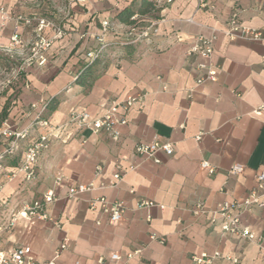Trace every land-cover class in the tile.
<instances>
[{
	"label": "crops",
	"instance_id": "obj_1",
	"mask_svg": "<svg viewBox=\"0 0 264 264\" xmlns=\"http://www.w3.org/2000/svg\"><path fill=\"white\" fill-rule=\"evenodd\" d=\"M133 1L139 0L73 2L82 10L70 7L64 36L44 53L45 65L24 68L13 83L19 90L0 96V122L9 119L24 127L36 113L29 106L53 97L60 102L47 119L63 124L73 110L98 116L111 101L146 95L143 110L131 109L127 124L116 126V141L102 133H77L64 127L39 156L35 178L3 188L0 227L10 226L0 235V251L24 246L38 261H49L63 243L66 249L56 259L58 264H93L112 252L124 260L136 249L141 253L129 264H192V256L214 251L237 255L240 264H264V242L259 247L221 235L218 225L191 213L199 202L213 210L224 201H242L264 169V111L258 117L251 114L264 108V43L228 41L218 34L211 58L218 67L216 81L199 86L195 81L200 59L186 54L196 36L221 29L233 12L242 26L264 31V0H203L214 7L212 11L198 8V0H147L154 3V11L136 17L137 22L158 21V33L148 41L121 47L118 43L129 25L114 21V16ZM31 6L21 0H0V7L12 17L40 18L26 9ZM104 18L111 21L107 35L111 45L91 66L87 80L77 83L78 70L87 63L86 53L97 45ZM13 26V20H0V49L8 45ZM18 32L24 46L16 54L22 59L30 55L33 30L20 25ZM42 35L48 38L52 32L46 28ZM153 140L171 144L173 155L158 151L148 159L134 153L135 144ZM202 160L215 167L214 175L199 168ZM14 165L9 161L4 166ZM116 165L135 168L115 188L99 187L108 183ZM234 165L241 166L242 172L230 176L227 171ZM97 166L102 172L95 179ZM92 181L96 189L67 199L70 188ZM50 191L56 201L45 213L52 221L19 217L9 224L23 204L38 201ZM97 196L124 205L116 226L109 225L105 215L88 210L87 201ZM141 202L152 206L140 207ZM242 223L256 236H264V198L243 215ZM150 234L163 237V243L150 240ZM214 264L229 263L216 260Z\"/></svg>",
	"mask_w": 264,
	"mask_h": 264
},
{
	"label": "built area",
	"instance_id": "obj_2",
	"mask_svg": "<svg viewBox=\"0 0 264 264\" xmlns=\"http://www.w3.org/2000/svg\"><path fill=\"white\" fill-rule=\"evenodd\" d=\"M88 0H73L77 4H84ZM172 0H167L170 3ZM198 8H206L212 11L213 6L206 4L203 0H198ZM264 16V11L262 12ZM136 16L132 20H136ZM0 20L2 23L13 20L14 26L12 34L9 38V43L2 48V52L14 58L20 56L16 54L17 50L23 48L24 44L19 35L18 29L20 25L27 28H32L33 39L29 43L30 55L21 59L20 66L12 74L11 80L17 81L24 68L32 65L38 67L44 66L46 58L44 53L49 49L55 40L61 39L64 36V30L59 25L47 21L45 18H34L24 15L12 17L4 7H0ZM110 19L104 18L100 22V31L96 37L97 45L90 49L85 57L87 64L96 62L106 49L111 45L107 41L109 33ZM35 24V25H34ZM158 21H152L145 25L134 24L128 26L124 33V39L118 45L121 47L131 46L142 41H148L158 33ZM49 28L52 32L51 37L45 38L42 35L44 29ZM218 34L224 36L228 41L242 40L247 42L264 43V31L242 26L238 21V13L233 12L225 25L221 29H211L209 36H196L186 54L195 56L200 59L196 65L199 76L195 81L196 86L204 82H215L218 67L212 63V54L214 44ZM12 84L11 81L5 82L4 87ZM145 94L126 95L120 100L110 102L109 107L98 116H91L84 110H73L68 114L66 121L63 124H54L49 119L45 118L46 103L31 104L30 109H35L36 113L33 121L24 127H18L9 119H4L0 122V179L3 183L0 184V205L3 204L2 190L6 185L15 181L21 183H30L36 175V164L41 153L47 149L51 138L56 136V132L64 127H72L77 133L85 130L93 135L105 134L112 140L118 139L116 126L127 124L126 115L131 110L136 108L141 111L144 107ZM264 111L263 106L252 111L254 117L260 116ZM199 140V136L195 138ZM134 153L140 157L148 159L153 158L158 151L163 152L167 156L173 155V147L169 143H160L157 140L151 142H139L135 144ZM9 161H15V165L9 169L5 168V164ZM134 166L123 168L120 165L115 166V171L111 175L107 184L101 183L99 187L115 188L122 181L124 175L134 170ZM199 168L208 176L215 174L216 169L208 161L202 160L199 163ZM102 172V168L97 166L94 172V178H98ZM242 172V167L239 165L232 166L227 174L230 176L238 175ZM61 179L57 178L56 183ZM96 189L94 182L80 184L70 188L67 192V199H74L78 195L88 193ZM133 191H131L132 193ZM264 198V169L259 171L255 176V187L249 191L242 201L231 200L224 201L217 205L213 210H208L202 203H196L191 213L194 217H207L211 225H218L221 235H230L238 239L254 243L261 246L264 242V236H256L247 226L242 223V217L249 212L252 206L258 205L260 200ZM56 199L53 193L47 192L40 200L31 203H25L20 207V210L12 215L9 224L15 222L19 217L37 218L42 221H52L45 213L47 206L55 202ZM140 207H150L152 203L141 202ZM87 208L91 212H99L107 217L108 223L111 226H116L123 218L125 207L121 202H111L102 196H97L87 201ZM99 225V222H96ZM10 226V225H9ZM0 227L1 233L9 227ZM149 239L157 240L163 243V237H158L155 234H150ZM66 249L65 244H59L53 252V259L49 261H38L29 248L17 246L13 249L0 251V264H58L56 259ZM140 249H136L125 255L123 260L118 252H112L108 258L98 257L93 264H129V262L139 257ZM264 257V250H262ZM192 264H214L216 260H223L229 264H240V257L237 255L222 254L219 251L212 253H201L190 258ZM79 264V263H74Z\"/></svg>",
	"mask_w": 264,
	"mask_h": 264
},
{
	"label": "rangeland",
	"instance_id": "obj_3",
	"mask_svg": "<svg viewBox=\"0 0 264 264\" xmlns=\"http://www.w3.org/2000/svg\"><path fill=\"white\" fill-rule=\"evenodd\" d=\"M26 3L31 4V8L27 7V10H32V13H35L41 18H45L47 21L52 22L55 25L60 27L66 26V20L71 14L70 7L75 8V10H82L79 6L73 5V0H21ZM69 13V14H68ZM23 15V14H22ZM28 15V14H27ZM26 15V16H27ZM22 57V56H21ZM21 57L14 56V58H9L5 55L0 49V96L6 98L11 91V95H14L19 89L16 85H13L15 81L11 80L12 74L21 64ZM83 66V65H82ZM81 66V67H82ZM23 75L21 72L19 78ZM18 78V79H19ZM11 81L12 84L4 87L5 82ZM11 97V96H10ZM7 104V101H6Z\"/></svg>",
	"mask_w": 264,
	"mask_h": 264
},
{
	"label": "trees",
	"instance_id": "obj_4",
	"mask_svg": "<svg viewBox=\"0 0 264 264\" xmlns=\"http://www.w3.org/2000/svg\"><path fill=\"white\" fill-rule=\"evenodd\" d=\"M154 11V3L152 1L147 0H139V1H133L128 6L124 7L122 10L116 13L114 16V21L125 24V25H134L137 24V19L132 20V17L136 16H146L149 15ZM140 24V22L138 23ZM95 64V62L91 64H84L78 71V74L76 76V82L82 84V80H87V77L90 74L91 66ZM59 98L53 97L46 101V115L45 118H48V116L55 111L57 106L59 105ZM6 115L5 111L2 113V117ZM1 117V118H2Z\"/></svg>",
	"mask_w": 264,
	"mask_h": 264
}]
</instances>
